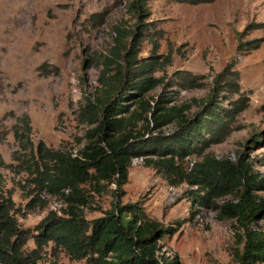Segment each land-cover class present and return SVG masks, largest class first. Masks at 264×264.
I'll return each mask as SVG.
<instances>
[{"label":"rangeland","instance_id":"rangeland-1","mask_svg":"<svg viewBox=\"0 0 264 264\" xmlns=\"http://www.w3.org/2000/svg\"><path fill=\"white\" fill-rule=\"evenodd\" d=\"M133 1L0 0L1 187L12 193L23 230L36 234L46 218H68L72 209L93 220L112 208L115 186L81 185L77 193L87 205L74 207L72 189L50 192L37 169L45 171L46 151L77 157L89 144L95 127L83 121L80 109L102 95L101 77L116 48L117 29L131 36L130 43L142 34L136 37L139 60L157 57L153 77L159 83L146 96L152 109L161 101L164 107L189 105L192 119L207 109L225 116L223 131L217 119L208 122L202 135L209 146L198 144L199 152L183 162L186 172L211 155L234 165L243 158L264 177V0H149L140 18L130 13ZM226 70L238 74L237 85L216 82ZM186 74L197 85L186 87L181 79ZM240 100L246 106L237 111ZM122 104L141 113L133 100ZM150 117L143 114L133 131L143 132ZM213 124L220 130L219 143ZM158 132L169 136L178 127ZM124 189L123 204L140 202L170 231L163 251L178 264H239L243 230L223 206L239 203L240 193L219 190L223 195L212 193L204 205L208 195L202 186L172 184L145 162L132 164ZM250 191L264 201V187ZM256 226L264 231L263 215ZM26 249H37L36 242L30 240ZM38 264L88 263L71 260L49 243Z\"/></svg>","mask_w":264,"mask_h":264},{"label":"trees","instance_id":"trees-1","mask_svg":"<svg viewBox=\"0 0 264 264\" xmlns=\"http://www.w3.org/2000/svg\"><path fill=\"white\" fill-rule=\"evenodd\" d=\"M147 1L134 0L130 13L139 18L146 15ZM116 32V48L112 58L106 60L101 77L102 95L95 101H86L80 109L83 121L95 127L89 133V144L77 157L60 151H46L45 171L40 173L37 169L42 176V185L50 192L63 195L65 190L72 189L74 196L70 202L74 207L87 205L83 196L77 193L81 185L115 186L112 208L103 217L93 220L72 209L68 218H46L37 227L38 233L33 234L30 229L19 227L16 203L12 193L1 187L3 178L0 173V264H38L49 243H53L55 249H63L71 260H85L88 264H178V260L171 259L163 251L170 231L151 218L140 202H122L126 195L124 187L136 158H144L148 167L172 184L187 182L202 186L208 196L202 197L205 201L201 204L211 203L212 193L223 195L219 190H225V194L240 193L239 203L223 206L226 217L235 218L243 230L240 243L243 247L237 251L236 257L239 264L264 263V231L256 226L259 217L263 215L264 218V201H258L250 191L258 186L264 187V177L254 173L252 162L241 158L234 165L208 155L202 162L195 163L190 173L183 167L187 157L199 152V143L205 148L209 146V141L202 135L208 122L217 119L219 129L223 131L225 116L207 109L203 117L192 119L186 114L191 110L189 105L164 107L160 106L161 101L152 109L146 96L159 83L153 77L159 66L157 57L153 55L151 61L138 59L140 39L136 37L142 35L140 32H137L139 35L135 32L132 43L128 42L131 36L124 29ZM111 71L116 73L111 75ZM238 77V74L226 70L216 82L237 85ZM181 79L186 87L197 85L191 74L183 75ZM132 100L139 106L140 114L132 112L130 105L122 104ZM210 105H214L213 102ZM245 106L244 100L235 102L237 111H242ZM150 113L143 132H134L133 127L143 114ZM171 124L177 125V133L169 136L157 133ZM212 128L218 136L214 142L219 143L220 130L217 132L214 124ZM2 165L0 162V167ZM241 184L242 191L239 189ZM30 240L37 245V249L31 252L26 249Z\"/></svg>","mask_w":264,"mask_h":264},{"label":"built area","instance_id":"built-area-1","mask_svg":"<svg viewBox=\"0 0 264 264\" xmlns=\"http://www.w3.org/2000/svg\"><path fill=\"white\" fill-rule=\"evenodd\" d=\"M140 163V162H144V158H136L134 161H133V163L134 164H137V163Z\"/></svg>","mask_w":264,"mask_h":264}]
</instances>
